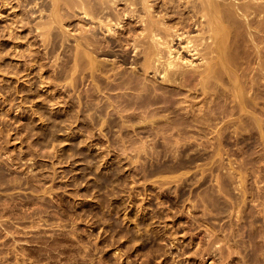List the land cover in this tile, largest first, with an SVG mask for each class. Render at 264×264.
<instances>
[{
  "label": "rangeland",
  "instance_id": "374dc122",
  "mask_svg": "<svg viewBox=\"0 0 264 264\" xmlns=\"http://www.w3.org/2000/svg\"><path fill=\"white\" fill-rule=\"evenodd\" d=\"M14 10L5 6L0 29ZM46 14L36 5L31 18ZM25 32L16 47L0 35L11 66L0 70V264H264V138H186L166 151L146 141L154 153L109 142L98 127L86 139L82 121L60 122L72 112L63 101L35 110L70 77L41 83L60 50L36 63L39 37ZM25 57L32 66L17 79ZM23 79L25 99L12 93ZM215 122L208 129L233 134Z\"/></svg>",
  "mask_w": 264,
  "mask_h": 264
},
{
  "label": "bare ground",
  "instance_id": "6f19581e",
  "mask_svg": "<svg viewBox=\"0 0 264 264\" xmlns=\"http://www.w3.org/2000/svg\"><path fill=\"white\" fill-rule=\"evenodd\" d=\"M36 5L47 14L33 22ZM5 6L15 10L13 21L0 29L4 41L16 47L14 40L26 30L36 32L32 43L39 49L30 54L36 63L60 50L40 82L56 86L70 77L35 110L63 101L72 112L60 122L82 121L86 139L98 127L109 142H142L135 153H154L146 141L164 143L166 151L186 138H264V118L256 115L264 116L257 102L259 86L264 88V0H0V22ZM18 23L24 27L19 35L13 32ZM4 41L0 70L9 71ZM22 60L23 66L13 67L17 79L32 66ZM26 82L12 93L31 96ZM217 119L233 134L208 129Z\"/></svg>",
  "mask_w": 264,
  "mask_h": 264
}]
</instances>
